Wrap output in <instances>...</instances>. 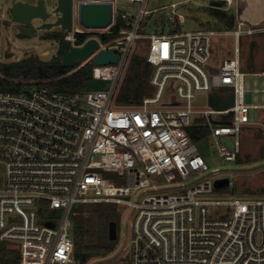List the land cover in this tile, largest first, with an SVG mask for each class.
Masks as SVG:
<instances>
[{"label":"built area","instance_id":"obj_1","mask_svg":"<svg viewBox=\"0 0 264 264\" xmlns=\"http://www.w3.org/2000/svg\"><path fill=\"white\" fill-rule=\"evenodd\" d=\"M85 1H111L113 23L107 28L81 24L78 8ZM121 1L138 4L137 10L119 9ZM223 1L229 7L237 0ZM147 2L73 0V28L64 30L61 40L82 46L97 39V49L77 61L74 70L92 64L93 77L110 80L109 88L54 91L48 85L53 78L21 76L13 81L33 84V89L0 90V245L16 248L19 264H76L70 212L78 203L98 202L133 209L124 246L130 264H264V198L209 197L216 190L235 187L231 180L221 187L216 185L220 178L181 182L209 169L188 131L198 118L192 119L193 114L205 119L225 161H236L241 154L250 110L261 105L248 99L252 91L245 86L239 41L243 34L263 32L264 27H245L238 18L235 54L214 70L212 37L217 31H177L184 16L173 2L170 20L175 30L142 34L143 16L157 10L147 9ZM116 24L121 25L115 28ZM97 34L115 36L102 41ZM141 37L150 39L147 60L154 65V92L139 105L123 106L116 102L119 83ZM108 49H114L117 61L96 64L94 57ZM1 78L6 77L0 70ZM172 79L178 84L166 98ZM215 87L231 88L230 107L206 108ZM199 94L206 95L205 104L194 103ZM212 114H232L231 122L214 124ZM227 136L233 138L232 145L224 141ZM126 174L129 185L113 179ZM159 175L162 186L151 181ZM141 188L138 200L124 197ZM163 190L175 192L160 193ZM215 204L231 207V216L211 217L210 206ZM47 209H62L63 216L59 221L45 218Z\"/></svg>","mask_w":264,"mask_h":264},{"label":"rangeland","instance_id":"obj_2","mask_svg":"<svg viewBox=\"0 0 264 264\" xmlns=\"http://www.w3.org/2000/svg\"><path fill=\"white\" fill-rule=\"evenodd\" d=\"M17 0H0V63H9L18 61L23 58H39L44 61H49L54 57L66 51L62 46L61 38L62 31L60 27H54L52 30L59 29V37L49 36L46 33L51 31L48 29H39L37 36H28L18 34L17 23L13 21L11 16V7ZM35 2V0H26ZM177 2L176 7L178 13L184 15V20L179 24L177 31H188L198 29H213L217 33L212 37L213 57L211 64L219 66L225 58H231L235 54V36L233 33H228V30L237 28V21H225L221 19L219 14V6L221 10L227 11L229 14L235 15L236 4L229 6L221 0H148L147 9H155L149 15L143 16L140 23V33H164L175 30L173 22L170 20L171 3ZM220 2V3H218ZM167 5V7H166ZM118 8L121 10L135 11L138 4H130L127 1L118 3ZM50 19H55L53 16ZM37 26L40 20L34 21ZM102 41L113 38L114 34H97ZM252 39H247L246 34H243L240 43V55L242 59V69L246 72L245 86L252 91L251 103L264 104V75H257L256 72L260 68L254 69L256 62L264 60V32H255L252 34ZM259 36H262L259 37ZM258 38V39H256ZM259 40V42L257 41ZM150 39L147 37L138 38L133 46L130 58L134 53L147 55ZM129 58V59H130ZM1 70V68H0ZM1 72L5 74L2 70ZM125 74V73H124ZM124 76V75H123ZM123 78V77H122ZM122 79L120 80L119 86ZM110 80L93 79L87 85L86 90L106 89L111 85ZM178 81L172 79L165 94L166 98L175 92ZM54 91H61L56 85H49ZM33 89L34 85H22L20 90ZM258 88L259 91H254ZM84 90V89H83ZM209 101L206 108L210 109H225L227 105L233 104L234 97L231 88L215 87L209 93ZM228 108V107H227ZM201 118V114H193L192 119ZM232 114H212L211 120L214 124L231 122ZM205 122V119H203ZM207 127V126H206ZM208 128V127H207ZM209 129V128H208ZM224 141L229 145L233 144V138L227 136ZM197 145V153H200L206 160L209 169L204 172H195L186 180H181L185 184L193 181L210 177L214 181L218 178L231 180L235 187H225L216 190L210 198L215 200H226L232 197L239 198H264V107L252 108L250 110V124L244 128L242 133V151L238 156L240 161H225L219 155L215 147L214 138L209 132L203 133L199 139L195 141ZM219 169L218 173H213ZM3 170V169H2ZM118 185H129L128 175L117 176L113 178ZM152 182H157L160 186L164 183L162 176L151 178ZM144 189H139L130 195L124 196L129 200H138ZM175 191H161L160 193H171ZM113 208L117 219V238L111 239L115 243V248L110 253H105L92 257L89 261H94L97 264H130V258L127 255L128 251L124 249L127 243V237L131 234V228L128 220H133L134 211L129 205L117 203H105ZM89 205L78 203L70 212V218L74 223H79L84 220V211ZM232 208L225 205L210 206V215L213 218L230 217ZM43 216L45 218L59 221L63 216L62 209H47ZM76 264H82L77 260Z\"/></svg>","mask_w":264,"mask_h":264},{"label":"trees","instance_id":"obj_3","mask_svg":"<svg viewBox=\"0 0 264 264\" xmlns=\"http://www.w3.org/2000/svg\"><path fill=\"white\" fill-rule=\"evenodd\" d=\"M221 2L224 1L221 0ZM218 16L230 23L235 18L233 14L230 15L221 9H219ZM120 25L116 24L115 28H119ZM78 64L79 62L74 65L63 64L61 54L49 61L29 57L9 63H0V68L6 77L0 79V90L20 91L23 84L13 80L21 76L29 79L53 78L52 81L48 82V85H56L61 91L83 90L94 79L92 64L87 63L74 70ZM153 71L154 65L147 60V55L134 53L118 88L116 102L123 106L139 105L145 97L152 95L154 92V87L151 84ZM231 105H227L226 108ZM188 131L192 139L196 141L203 133L210 130L203 124V118H197L188 127ZM239 159L237 157V161H240ZM87 204L89 206L83 212L84 220L75 223L74 226V256L82 264L87 263L94 256L110 253L115 248L109 231L110 222L115 221L117 223L113 208L107 206L105 202ZM0 264H19L18 250L8 247L5 243L1 244Z\"/></svg>","mask_w":264,"mask_h":264},{"label":"water","instance_id":"obj_4","mask_svg":"<svg viewBox=\"0 0 264 264\" xmlns=\"http://www.w3.org/2000/svg\"><path fill=\"white\" fill-rule=\"evenodd\" d=\"M79 21L86 27L107 28L113 23V3L111 1H85L78 8ZM11 16L17 23L18 34L37 36L39 29H52L60 27L61 31L72 30L74 20L73 0H17L11 7ZM55 16L54 20H49ZM40 20L35 25L34 21ZM66 51L62 55L65 65H74L77 61H83L89 57L98 47V40L89 39L82 46H73L68 40L62 42ZM114 49L102 50L94 57L96 64H108L117 61ZM195 104H205L206 95L199 94ZM228 179L217 180L216 185L221 187ZM49 225H53L49 223ZM110 237L117 238V223L110 222Z\"/></svg>","mask_w":264,"mask_h":264},{"label":"crops","instance_id":"obj_5","mask_svg":"<svg viewBox=\"0 0 264 264\" xmlns=\"http://www.w3.org/2000/svg\"><path fill=\"white\" fill-rule=\"evenodd\" d=\"M218 3H220V2H218ZM177 7H178V5H177ZM220 7H222V5L219 6V9H220ZM236 11H237V13L234 15L236 17L235 20L237 21L238 18L242 19L245 22V27H251V28L264 27V0H237L236 1ZM180 14H182V13H180ZM226 32L233 33V30H228ZM246 35L248 36L246 38V40L249 38L252 39V36H253L252 34H246ZM259 37L262 38V36H259ZM256 39H258V38H256ZM257 41L259 42V40H257ZM239 45H240V43H239ZM235 46H236V43H235ZM219 66H217V65L215 66L214 64H211V67L214 70H216ZM257 68L261 69L258 72L264 71V60H263V62H256V64L254 65V69H257ZM251 98H252V94L249 93L248 94L249 101H251ZM261 106L264 107V104Z\"/></svg>","mask_w":264,"mask_h":264},{"label":"flooded vegetation","instance_id":"obj_6","mask_svg":"<svg viewBox=\"0 0 264 264\" xmlns=\"http://www.w3.org/2000/svg\"><path fill=\"white\" fill-rule=\"evenodd\" d=\"M49 20H53V19H49ZM46 34L47 35H56V37H59L60 31H59V29H55V30L51 29V31L47 32Z\"/></svg>","mask_w":264,"mask_h":264}]
</instances>
